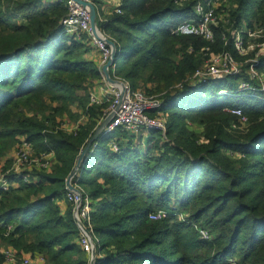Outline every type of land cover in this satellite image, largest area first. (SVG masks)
Instances as JSON below:
<instances>
[{"label": "trees", "instance_id": "obj_1", "mask_svg": "<svg viewBox=\"0 0 264 264\" xmlns=\"http://www.w3.org/2000/svg\"><path fill=\"white\" fill-rule=\"evenodd\" d=\"M229 1L233 27L212 25L213 40L173 32L196 16L198 0L182 6L124 0L121 14L98 19L117 45L115 74L161 95L159 110L168 117L165 134L149 129L143 152L132 138L112 148L116 134L126 136L121 127L100 134L74 178L91 199L102 255L96 264H264V101L239 89L242 81H253L249 67L177 86L213 54L247 58L235 49L233 30L243 21L253 29L263 23L264 0ZM66 13V0H0V158L20 135L33 141L37 154L53 152L55 158L30 181L7 173L11 184L0 188V241L18 253L44 254L45 264H89L66 180L106 103H91L102 76L87 56L88 35L65 30ZM226 108H241L248 124L242 127ZM65 115L80 121L76 133L63 128ZM155 209L167 216L151 220Z\"/></svg>", "mask_w": 264, "mask_h": 264}, {"label": "built area", "instance_id": "obj_2", "mask_svg": "<svg viewBox=\"0 0 264 264\" xmlns=\"http://www.w3.org/2000/svg\"><path fill=\"white\" fill-rule=\"evenodd\" d=\"M93 3L96 8L97 22L104 20L103 15H110L113 13L121 14L123 9L122 5L124 0H83ZM179 5L187 0H174ZM225 2V0H198L194 6L196 13L195 18H191L180 22L175 28L174 33L179 35H200L207 40L214 39V32L212 25H217L219 22L229 23L230 27H233L231 22L230 13L226 12V8L229 5L215 9V5ZM67 13L62 19V24L65 30L70 34H86L89 37V44L95 47L99 52L97 64L102 76V85L100 87V93H91V103L103 104L107 103V107L104 109V115L101 118V122L106 118H110L106 124L104 131L113 132L118 127L124 130L134 131L141 129H156L162 131L164 134L167 129V116L165 113L159 110L162 104V99L157 98L155 95H149L145 90L140 88H133L130 81L125 80L115 74V65L108 68L110 77L116 81L111 83L107 79L103 67L112 58L113 47L108 44L106 35L104 32H98L99 36H96L91 26V14L89 6L84 5L76 0H66ZM229 7V6H228ZM229 14V17L227 15ZM232 24V25H231ZM98 25V23H97ZM258 38H264V22L258 24L254 29L248 27L245 21L242 22L241 28L233 30V44L235 49L240 55L247 57L243 61H238L234 58L230 51H225L219 54H213L208 62L201 68L197 69L195 73L188 76L183 82L177 86L182 88L184 84L198 85L209 81L210 79H220L227 75H234L239 73L244 64L248 65V75L253 81L247 80L240 83V89L243 91H255L253 95H261L264 93V66H261L262 56H264V42L257 40ZM113 40V39H112ZM257 40V41H256ZM228 41V39H227ZM239 63H242L240 66ZM113 72V75L111 74ZM257 81V84H256ZM260 94H257L256 92ZM221 94L234 95L225 90L220 91ZM228 111L239 116L242 127L248 124V116L243 112L241 108H226ZM100 122V123H101ZM79 123H64L63 128L68 131H74L79 127ZM236 124H233L235 126ZM18 142L22 145V149L19 148L14 162V169L12 173L21 175L26 181H30V173L28 169L23 168L24 165L32 163L30 159V144L31 141L27 135L18 136ZM112 148L114 150L119 149L117 143H113ZM97 144L95 143L94 146ZM34 148V147H33ZM34 153V152H33ZM33 157V154H32ZM35 161L38 159L41 163V167L45 170H49L55 163L54 153H42L36 154L33 157ZM0 170V188H8L11 182L7 179V173ZM76 176V175H75ZM72 179V184L81 191L78 194L75 190L68 189V198L74 205V217L80 230L79 243L86 251L89 259V264L93 261L96 264L98 255L99 238L96 236L94 226L91 220L92 205L91 199L87 195L86 191ZM68 188V187H67ZM167 213L164 210L152 211L149 215L152 220H161L165 218ZM201 235L204 238L210 237L208 231L201 229ZM0 252L5 256V264H44L46 259L42 253L31 254L30 252L18 253L14 248L2 245L0 242Z\"/></svg>", "mask_w": 264, "mask_h": 264}, {"label": "rangeland", "instance_id": "obj_3", "mask_svg": "<svg viewBox=\"0 0 264 264\" xmlns=\"http://www.w3.org/2000/svg\"><path fill=\"white\" fill-rule=\"evenodd\" d=\"M45 3H49V2H55V1H57V0H43ZM189 1H191V0H187V1H185L183 4H185V3H188ZM228 0H225V2L223 1V2H221V3H219V4H217V5H215V9H216V7H217V9H219L220 7H222V6H225L228 2H230V1H228ZM227 2V3H226ZM229 6V5H228ZM229 9L231 10L232 8H230V6H229ZM195 12V11H194ZM196 14V13H195ZM106 16H108V15H103V17L104 18H106ZM196 17V16H195ZM194 17V18H195ZM227 17H229V14L227 15ZM188 20V19H187ZM227 24H229V23H227ZM231 29H232V26H231ZM102 31V30H101ZM102 32H104V31H102ZM106 35H108V37L110 36V34H108V33H106V32H104ZM110 38H111V36H110ZM257 40H260V42H264V38H258ZM256 40V41H257ZM90 43V42H89ZM94 49V48H93ZM89 50H91V48L89 49ZM96 50V49H95ZM96 55L98 54V52L96 51V53H95ZM240 64V66H242V63H239ZM245 65V64H244ZM102 80V79H101ZM98 81L97 83H96V90L97 89H100V87H101V85H102V81ZM211 80V79H210ZM256 84H257V81H256ZM148 86H150V85H148ZM239 89H240V86H239ZM241 90V89H240ZM225 91H227V90H225ZM241 91H243V90H241ZM93 92H95L94 91V89H93ZM97 92V91H96ZM227 92H229V91H227ZM229 93H233V94H235L234 92H229ZM255 93V91H247V92H245V93H243V94H247L248 96H250V97H252V98H255V99H259V100H262V101H264V93H262V95H263V99H261V95H259V97L258 96H255V95H253ZM257 94H260L258 91L256 92ZM153 95H155V94H153ZM229 95V94H228ZM155 96H157V98H161V95H155ZM232 96V95H231ZM106 105V107H107V103L105 104ZM105 107V108H106ZM161 112H163V113H165L163 110H160ZM166 114V113H165ZM166 116H167V114H166ZM168 117V116H167ZM249 118V117H248ZM62 121H63V124L64 123H67V124H69V122L70 123H78V122H80V121H78V122H74V121H72V120H70L66 115L64 116V118H62ZM103 122V121H102ZM101 122V123H102ZM100 123V124H101ZM99 124V125H100ZM193 127L195 128V130H197L198 132H202L203 131V127L201 126V125H193ZM234 127H236V128H238L239 127V125L238 124H236ZM125 134H126V136H124V135H122V134H120V135H117L116 134V136H115V139H117V141H116V143H117V145H119V142H121L122 144H128V140L127 139H133L132 140V145L133 146H135V147H137L140 151H145V149L147 148V146H148V144H149V142H148V138H149V129H141V130H134V131H129V130H124L123 131ZM110 132H107V131H104L103 130V132L101 133V134H109ZM28 139H29V137H28ZM31 141V140H30ZM113 143H115V142H112L111 143V145H113L114 146V144ZM23 145V144H22ZM22 145L21 144H19V142H18V139L16 140V143H15V145H14V147L5 155V156H3V157H1L0 158V170H2L4 167H5V165L8 163V162H10L11 163V166L9 167V169H8V171L9 172H12V169H14L15 167H14V162H15V159H17L16 158V155H17V151H18V149L19 148H21L22 149ZM34 147V143H33V141H31V144H30V152H31V150H32V153L30 154V159H31V161H32V163L30 164V166L29 165H24L23 166V168H25V169H28L29 171V173H30V177H32V175H34V172L35 171H40V170H45V169H43L42 167H41V163H40V161L37 159L36 161H35V159L33 158V157H36V149H35V147ZM34 152V153H33ZM32 154H33V157H32ZM10 165V164H9ZM157 210H162V209H155V211H157ZM166 212V211H165ZM189 214L188 213H186V214H180L179 215V218L180 219H186V218H188L189 216H188ZM167 216V215H166ZM152 220V219H151ZM153 221H158V220H153ZM198 230L200 231V233H201V229H199L198 228ZM1 242V241H0ZM1 244L2 245H4L2 242H1ZM31 253V252H30ZM31 254H36V253H31ZM44 255V254H43ZM0 264H5V256H4V254H2L1 252H0ZM45 264V263H44Z\"/></svg>", "mask_w": 264, "mask_h": 264}, {"label": "water", "instance_id": "obj_4", "mask_svg": "<svg viewBox=\"0 0 264 264\" xmlns=\"http://www.w3.org/2000/svg\"><path fill=\"white\" fill-rule=\"evenodd\" d=\"M76 1H78L84 5L89 6L90 14H91L92 30L96 36H99L98 32H100V29L98 28V25H97V15H96L97 13H96V8H95L94 4L90 3V2L83 1V0H76ZM106 41L108 44L112 45L113 53H112V58L107 62L106 65H104L103 71H104L107 79L109 80V82L113 83L116 80L110 77L108 68L110 66H112L114 63H116V61H117V45L112 39L106 38ZM109 120H110L109 117L104 119V121L96 128L93 135L88 139L85 146L83 147L80 154L78 155L76 164L74 165L72 171L70 172V174L68 175L67 180H66L68 189L75 190L78 194H81V191L72 184V179H73V177H75V175L78 174L79 169L82 165V162L87 157V155L90 151V148L92 147L93 143L98 139L99 135L103 132V130H104V128H105V126ZM91 264H93V261L91 262Z\"/></svg>", "mask_w": 264, "mask_h": 264}, {"label": "crops", "instance_id": "obj_5", "mask_svg": "<svg viewBox=\"0 0 264 264\" xmlns=\"http://www.w3.org/2000/svg\"><path fill=\"white\" fill-rule=\"evenodd\" d=\"M91 46V45H90ZM94 48V49H93ZM95 47H93V46H91V50H89V52L87 53V56L89 57V58H91V59H93V60H95L96 62H97V60H98V57H99V52H98V50L96 49ZM96 51L98 52V54L96 55L95 53H96ZM94 91L96 92V91H98L99 93H100V90L99 89H97L96 90V86L94 87Z\"/></svg>", "mask_w": 264, "mask_h": 264}]
</instances>
